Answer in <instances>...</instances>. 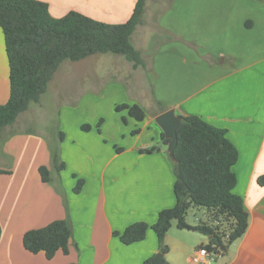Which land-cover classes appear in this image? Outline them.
I'll list each match as a JSON object with an SVG mask.
<instances>
[{
	"label": "crops",
	"instance_id": "crops-1",
	"mask_svg": "<svg viewBox=\"0 0 264 264\" xmlns=\"http://www.w3.org/2000/svg\"><path fill=\"white\" fill-rule=\"evenodd\" d=\"M39 1L48 5L54 18L77 11L108 24L126 22L136 3ZM239 1L244 4L229 5L230 12L224 16L219 33L220 48L212 50L210 46L205 70L197 67L195 38L185 37L177 42L180 47L171 51L174 58L167 57V63L174 66L166 64V72H160L153 90L142 91L146 105L129 95L131 89L136 90L131 86L138 79L126 82L128 99H110L114 103L128 104L127 100H132L138 104L145 112L142 121L134 123L129 117L131 123L126 121L123 128L121 119L115 118L112 131L106 132L107 123L101 119L102 130L96 134L92 126L83 132V122L64 118L59 150L65 166L61 172L53 166L52 147L47 138H41L43 134L24 129L21 135L0 139L7 140L1 143L0 164L5 165L1 170L8 172L0 174V264H143L153 258L158 253V243L151 229L144 240L131 245H123L113 232H122L135 222L152 225L159 211L175 205L167 145L155 122L169 109L181 117L196 116L225 130L237 150L232 168L236 177L233 192L243 199L248 224L245 233L217 256L216 264H264V186L258 183L264 177V0H257V4L253 0ZM148 4L146 0L143 21L132 34L131 43L138 30L148 24L149 17H144ZM142 34L140 46L132 43L139 54L147 47L146 35ZM162 47L166 48L165 44ZM140 57L143 64L135 69L127 61L132 72L146 65L141 54ZM96 83L99 86H94L95 93L99 95L100 77ZM8 98L9 66L0 28V105ZM25 112L19 114L17 124L21 121L26 125L29 115L24 116ZM152 148L156 150L145 152ZM41 166L49 169L48 183L41 181ZM78 180L83 183L76 193ZM56 220L71 224L68 254L58 251L48 260L43 253L31 254L24 249L25 232ZM171 228L165 236V261L195 264L192 257L199 247L208 244V238L197 231L177 229L176 225L172 232Z\"/></svg>",
	"mask_w": 264,
	"mask_h": 264
},
{
	"label": "trees",
	"instance_id": "trees-1",
	"mask_svg": "<svg viewBox=\"0 0 264 264\" xmlns=\"http://www.w3.org/2000/svg\"><path fill=\"white\" fill-rule=\"evenodd\" d=\"M145 2L136 0L126 22L108 24L77 11L54 18L48 5L39 0H0V28L9 66V98L0 105V133L14 124L31 103H39L64 61L78 62L97 54H114L123 56L134 69L142 66L131 36L143 21ZM116 110H126L138 122L145 118V112L138 104H120ZM81 129L88 131L90 127L83 125ZM62 138L60 132V141ZM161 138L168 145L169 139L163 133ZM155 150L152 148L145 152ZM237 157V150L227 139L225 130L196 116L182 117L174 159L171 160L175 205L159 211L152 225L135 222L122 232H113V236L123 245H131L144 240L151 229L157 238L158 253L164 256L168 252L165 236L175 221L177 229L197 231L206 236L208 244L204 246L207 249L218 254L224 252L245 233L248 224L243 199L233 192L236 177L232 168ZM51 160L57 172L64 169L59 148L52 151ZM38 172L43 183L50 181L47 167H39ZM82 183L77 181L74 192H79ZM258 183L264 186V177H260ZM192 207L204 208L215 222L225 226L208 223L188 225L185 216ZM71 238V224L67 220H56L25 232L22 244L29 253H43L46 259L51 260L58 251L68 254ZM151 260L149 258L143 264H151ZM163 264H168L165 259Z\"/></svg>",
	"mask_w": 264,
	"mask_h": 264
},
{
	"label": "rangeland",
	"instance_id": "rangeland-1",
	"mask_svg": "<svg viewBox=\"0 0 264 264\" xmlns=\"http://www.w3.org/2000/svg\"><path fill=\"white\" fill-rule=\"evenodd\" d=\"M148 1V12L147 15L145 12L144 16L145 19H148L146 16L149 17V20H146L148 24L147 22L145 24L147 29L142 26L132 42L134 45L136 43L140 46L142 32L146 35L147 47L144 52L141 51L140 53L146 63L144 68L132 72L133 68L130 67L127 60L123 56L114 54H97L88 58L87 61H64L50 80L47 90L40 97L39 103H31L24 113V116L29 115L26 125L22 124L25 122L20 121V124H17L15 121L16 123L14 122L1 131L0 139L7 136L8 138L9 136L13 137L15 134L21 135L22 130L27 129L37 132V134H43L41 138L45 141L47 138L52 147L50 150L53 151L56 148L61 150L63 140L60 142L59 133L61 132V123L63 125L65 122L64 118H75L83 122L82 126H92L91 129L96 134L102 130L100 129L101 119L107 123L106 132L112 131V126L116 123L115 118L121 119V125L125 128L126 121L131 123L130 116L126 110H116V106L124 103H114L110 99L119 98V96L128 99L126 82L138 79L135 86H131L136 90L131 89L129 95L141 100V103L146 105L147 102L142 97V91L146 93L152 91L158 83L160 72L165 73L167 65H170L169 67L174 66L172 62L167 63V57L171 56L173 59L171 51L180 47L177 42L180 43V39L190 36L195 38L197 42V67L205 70L208 66L205 56L209 53L210 46L212 50H215L216 47L220 48L219 33L224 16L230 12L229 5L244 4L239 0ZM253 2L254 4L258 3L257 0H253ZM190 24L192 28L189 26ZM164 44L166 48L162 47ZM161 58L165 61H161ZM99 77L101 94L98 95L95 93L94 86H99L98 83L95 84ZM131 102L132 100H127L126 103L131 105L133 104ZM134 123H136L135 119ZM127 127H131V124L127 123ZM9 129H12L10 133H6ZM82 131L84 132V130ZM61 133L64 138V133ZM6 141H0V149L1 143ZM169 164L172 168L171 159H169ZM4 166L0 164V171H4L1 170L5 168ZM185 222L225 226L223 223L215 222L212 215L201 207L190 208L185 216ZM175 225L176 222L173 221L171 232L172 229H175ZM176 231L178 230H175V233ZM212 264H216V260Z\"/></svg>",
	"mask_w": 264,
	"mask_h": 264
},
{
	"label": "water",
	"instance_id": "water-1",
	"mask_svg": "<svg viewBox=\"0 0 264 264\" xmlns=\"http://www.w3.org/2000/svg\"><path fill=\"white\" fill-rule=\"evenodd\" d=\"M182 117L176 115L173 109H169L155 118L156 124L161 128L165 138L169 139L167 145L168 156L174 159V150L177 145V130L181 125ZM163 254L157 253L151 260V264H163Z\"/></svg>",
	"mask_w": 264,
	"mask_h": 264
},
{
	"label": "built area",
	"instance_id": "built-area-1",
	"mask_svg": "<svg viewBox=\"0 0 264 264\" xmlns=\"http://www.w3.org/2000/svg\"><path fill=\"white\" fill-rule=\"evenodd\" d=\"M218 255L216 251L209 250L205 246H202L195 251L192 261L195 264H212Z\"/></svg>",
	"mask_w": 264,
	"mask_h": 264
}]
</instances>
